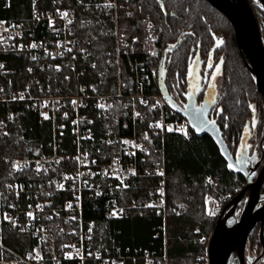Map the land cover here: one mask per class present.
I'll use <instances>...</instances> for the list:
<instances>
[{
  "label": "trees",
  "instance_id": "16d2710c",
  "mask_svg": "<svg viewBox=\"0 0 264 264\" xmlns=\"http://www.w3.org/2000/svg\"><path fill=\"white\" fill-rule=\"evenodd\" d=\"M163 5L162 9L159 0H0V19L25 22L27 26L35 29L36 37L39 38L47 28V22L44 20L37 23L35 10L39 13L57 8L72 11L76 18L72 26L80 41V48L75 51V60L78 68L87 66V72L79 75L77 80L89 85L95 83L98 90L110 93H116L119 89L118 68L116 65H110L104 75L100 68L103 69L106 65L104 61L107 54H112L110 50L113 49L115 35L111 32L115 29L117 20L120 34H125V39L129 41V46L121 49L120 75L131 82L134 72H131L130 64L136 59L145 61L151 69L150 88L153 92L161 93L158 67L164 47L180 39V44L167 54L165 65L166 86L176 100L188 89V71L194 57L198 54L203 58L208 57L217 40H220L222 43L216 49H220L219 60H224L221 53L225 40L227 56L218 105L223 110L220 121L223 136L231 151H235L253 114L252 105L258 107L262 113L264 108L261 105L263 97L256 90L255 81L238 49L234 28L229 19L208 0H163ZM90 18L93 20L89 21ZM80 19L83 21H79ZM148 21L152 22L151 27H148ZM83 47L91 48L94 54L84 57ZM151 50H156V53L149 57ZM96 55L102 67L92 68L90 63ZM0 57L6 59L10 72L5 80L8 81L10 77L14 89L25 88L31 84L35 93L39 90V85L46 91L49 83L59 86L64 90L62 92H69L66 87L76 89L75 81L68 85L64 78V75L72 70L70 62L74 57L68 56L57 79L50 77L53 68L39 69V63L31 60L27 53L1 54ZM29 64L33 66L31 69L27 68ZM167 108L171 110L169 106ZM10 109L14 111L12 120L7 119ZM68 109L73 117L75 110L70 107ZM82 111L89 118H93L89 125L98 133L104 134L109 129L116 133L122 131L123 117L118 114L120 122L117 123L113 116H100L91 99L88 100L87 108ZM171 117L183 118L177 113ZM0 120L4 122V126L0 127V240L11 249L24 252L34 246V239L28 234L14 231L9 224L1 220L5 207L1 198L2 190L10 179V166L6 158L25 154L31 147L37 152L49 153L53 150L55 134L62 136L64 148L73 150V134L67 127L61 135V131L55 129L51 121H41L39 112L25 101L9 106L0 105ZM108 121L110 125L106 123ZM156 144L157 147L161 145L164 148L168 172L166 241L163 216L153 210L135 209L128 217L111 219L96 208L94 198L86 197L85 217L88 220H96L98 244L129 249L131 253L141 250V255L145 251L161 255L164 253L166 242L169 264H194L200 255L207 253L208 241L217 217L207 212L208 193H224L232 198L244 186L246 180L242 174L228 168L219 147L209 135L198 136L192 128L189 135L168 132L165 142ZM154 162L155 160L149 157L146 167L153 169ZM68 168L69 165L64 167ZM208 175L218 180L221 191L212 192L205 184ZM18 178L25 177L20 175ZM155 180V177L140 178L138 187L131 189L127 199L130 202H144L150 196L145 185L152 184ZM2 255L10 256L8 252H3L0 246V257ZM63 264H75V261L68 260ZM140 264H143V260H140ZM154 264H162L159 257H156Z\"/></svg>",
  "mask_w": 264,
  "mask_h": 264
},
{
  "label": "built area",
  "instance_id": "2783aa9c",
  "mask_svg": "<svg viewBox=\"0 0 264 264\" xmlns=\"http://www.w3.org/2000/svg\"><path fill=\"white\" fill-rule=\"evenodd\" d=\"M35 11L37 23L47 22V28L39 38L35 29L25 22L0 19V55L27 53L31 60L39 63V69L54 67L59 71L71 47L76 46L72 31L75 16L64 8L41 13ZM112 33L117 39L116 29ZM118 42L120 69L121 49H126L129 41L123 34ZM93 65H96L95 60ZM130 65L131 72H134L132 81L120 76L121 84L116 93L102 92L95 83H79L77 79L87 72V66L78 68L75 60L71 61L72 70L64 78L68 85L75 81L76 89L66 87L69 92H62L64 90L59 86L49 83L46 91L39 85V90L33 93L31 84L25 88H12L11 78L9 82L5 80L10 69L6 66V59L0 57V105L28 102L39 112L41 121H51L61 135L69 127L74 145L73 150L64 148L62 136L55 134L53 150L49 153L37 152L31 147L25 154L6 158L10 179L2 190L5 207L1 220L14 231L30 235L35 244L18 252L0 240L2 251L10 255H2L0 264H63L68 260L75 261V264H140V260L143 264H154L156 257L160 263L169 264L166 242L161 255L149 251L141 255V250L131 253L129 249L98 244L96 220L85 217L86 197L94 198L96 208L111 219L128 217L135 209L153 210L163 216L165 241L167 239L168 172L164 148L157 147L156 143H164L168 132L189 135L191 127L184 117L172 118L175 112L167 108L162 94L151 91L149 65L139 59ZM32 67L27 65L28 69ZM105 72L102 71V75ZM59 75L60 71L50 73L55 79ZM116 97L117 104L112 102ZM89 99L100 116H113L118 123V114L121 115L122 131L116 133L109 129L100 134L89 125L93 118L82 111L87 108ZM68 107L75 110L73 117ZM111 108L115 109L113 114L109 111ZM13 116L14 111L8 110L7 119L12 120ZM106 123L110 125L109 121ZM149 157L155 160L153 169L146 167ZM66 165L70 168L64 169ZM20 175L25 178H18ZM143 177L156 178L154 183L145 185L149 198L144 202H130L127 196L131 189L138 187L137 183ZM205 184L218 192L219 182L214 176H206ZM219 196L223 200L230 198L224 193ZM194 264H209L207 253L200 255Z\"/></svg>",
  "mask_w": 264,
  "mask_h": 264
},
{
  "label": "water",
  "instance_id": "95a60500",
  "mask_svg": "<svg viewBox=\"0 0 264 264\" xmlns=\"http://www.w3.org/2000/svg\"><path fill=\"white\" fill-rule=\"evenodd\" d=\"M216 9L221 11L231 22L236 43L244 63L250 71L256 85V90L264 100V37L252 10L249 0H208ZM180 44V39L164 47L158 67V83L162 96L167 105L176 113L189 121L190 126L198 136L209 135L219 147L221 155L232 167L233 172L242 174L246 178L244 186L234 195L222 211L217 215L215 225L208 241L207 255L209 264H246L245 246L250 232L258 222L264 224V198L261 193L264 184V164L258 168L264 159L262 157L255 165V157H247V140L249 138V125L243 131L241 146L236 155L226 142L221 127L215 122L211 123L210 110L216 100L215 86L209 87L203 103V115L196 108L197 91L199 87V74L197 61L189 67L187 102L184 106L178 104L169 92L165 82V65L167 54ZM174 46V47H173ZM191 71L192 75L189 76ZM163 72V75H161ZM215 80L211 82L214 84ZM194 92V93H193ZM187 105V107H186ZM256 110H254V113ZM247 128V131H246ZM199 129V131H197ZM258 171V173H257ZM255 173V174H254ZM257 173V175H256ZM256 177V179L254 178ZM244 203L238 215L239 206ZM263 241V240H262Z\"/></svg>",
  "mask_w": 264,
  "mask_h": 264
},
{
  "label": "flooded vegetation",
  "instance_id": "af4514ba",
  "mask_svg": "<svg viewBox=\"0 0 264 264\" xmlns=\"http://www.w3.org/2000/svg\"><path fill=\"white\" fill-rule=\"evenodd\" d=\"M249 2L255 14V17L257 19V22H258V25L261 31V35L264 37V0H249ZM219 41L220 40H217L216 44L212 48L210 55L208 57L203 58L200 54H198L194 57L192 62L194 63L196 57L198 56V59H196L197 61H195L197 63V73L199 74V87L197 91L198 96L195 102L197 109L202 108L204 100H205L206 92L208 91L210 87L209 84L213 81L212 77H213V74L215 73L214 86H215V90L217 91V94H216V100L214 102V105L212 106L210 110V116L212 120L215 121L220 126V121L222 119V116L220 112L221 106L218 105V101H219V93H220V90L223 84L222 82L223 74L225 73L224 62L227 56V49H225V40H224V50L221 53V56L224 55V60L223 59L219 60L218 55L220 53L219 51L220 49L217 50L218 49L217 46L220 44L218 43ZM209 64L212 65L211 68L208 67ZM217 66H219V71H217ZM223 69H224V72H223ZM187 94H188V89L184 93V95L182 94L184 97L183 96L179 97L178 100H176V98L174 99L178 102V104H180L181 106H184L188 99ZM252 106H253V109L255 108L254 110H256V106L255 105H252ZM263 108H264V100H263ZM254 110H253V116L248 122V125L250 128H249V138L247 140V145H248L247 157L250 158L254 156L255 157L254 165H255V163L259 159H261L262 152L264 151V131H262L263 124L261 123L263 119V113L260 110L254 113ZM224 113H225V109H224ZM253 122H254V126H253ZM256 139H257V143L255 144L254 140ZM241 145L242 144L240 141L239 147ZM238 148L235 151H232L235 155L237 153ZM263 164H264V159L262 160L258 168V171L261 169ZM254 178L256 179V177ZM261 193L263 194L262 197L264 198V184L262 186ZM230 199L231 198H229V200ZM225 205L222 207V209L225 207ZM243 205L244 203H242L239 206L238 215H240ZM245 257H246V264H264V224L262 225L261 221L256 224L255 228L250 232L248 236V240L245 246Z\"/></svg>",
  "mask_w": 264,
  "mask_h": 264
},
{
  "label": "rangeland",
  "instance_id": "374dc122",
  "mask_svg": "<svg viewBox=\"0 0 264 264\" xmlns=\"http://www.w3.org/2000/svg\"><path fill=\"white\" fill-rule=\"evenodd\" d=\"M72 12V11H71ZM75 21H76V18H75ZM74 21V22H75ZM79 21H83V19H80ZM148 23V27H151L152 26V22L151 21H148L147 22ZM115 29H116V34H117V39L115 38L114 39V41H115V43H114V46H113V49H111L110 51H111V55L110 54H107V58L105 59V63H106V65H104V68L102 69V68H100V72H102V71H107L108 70V68H109V66L110 65H113V67H115L114 65H116L117 66V68H118V77H119V84H121L120 83V69H119V64H118V62H117V60H118V50L117 49H119V42H118V39L121 41L122 40V35L123 34H120V31H119V26H118V20H117V24L115 25ZM72 31H73V35H74V38H75V43H76V46L75 47H71V50H69V52L67 53V55L65 56V59H68V56H71V57H74V60H75V57H77V55H76V50L78 49V48H80V45H79V43H80V41H79V37L76 35V30H75V28L72 26ZM111 35V34H110ZM120 37V38H119ZM91 48H89V49H86L85 47H83V49H82V53H83V56L84 57H91L94 53H92V52H88L89 50H90ZM71 55H70V54ZM153 53H156V50H151L150 52H149V54H148V56L150 57L151 55H153ZM91 55V56H90ZM94 60L96 61V65H93V62H94ZM75 62H76V60H75ZM71 63V62H70ZM102 63V62H101ZM77 64V63H76ZM104 64V63H103ZM90 66H92V68H98V67H102V64H100V62H99V60H98V55H96V58H93V61H91V63H90ZM56 67H59V69H60V66H57L56 65ZM71 67V66H70ZM53 68V71H52V73H58L59 71L61 72V70L63 69V66H62V69L61 70H56L54 67H52ZM122 77V76H121ZM113 99H115V101H112L113 103H115V102H117L118 103V97H116V98H113ZM117 103H115V104H117ZM261 105H263V99H262V101H261ZM255 109V108H254ZM258 107H256V111L258 112ZM110 113L111 114H113L114 113V111H115V109L113 110V108H111L110 110ZM253 116V114L251 115V117ZM251 117H250V119H251ZM3 125H4V122H1ZM261 123L263 124L262 125V131H264V113H263V119H262V121H261ZM3 127V126H2ZM6 132V131H5ZM255 141V144L257 143V139L256 140H254ZM33 148V147H32ZM34 150H36V149H34ZM219 190L221 191V189H220V187H219ZM211 191L212 192H214L215 190H213V189H211ZM216 192V191H215ZM218 194L217 193H208V195H207V197H206V203H207V212L209 213V214H211V215H218L220 212H221V209H222V207L226 204V203H228V201H229V199H222L219 195L217 196ZM225 195H227V194H225ZM227 196H230V195H227ZM230 198H231V196H230Z\"/></svg>",
  "mask_w": 264,
  "mask_h": 264
},
{
  "label": "snow or ice",
  "instance_id": "6c2138e0",
  "mask_svg": "<svg viewBox=\"0 0 264 264\" xmlns=\"http://www.w3.org/2000/svg\"><path fill=\"white\" fill-rule=\"evenodd\" d=\"M159 2L161 3V8L163 9V7H164V5H163V0H159ZM64 15L66 16L67 15V13H64ZM218 43H222V41H219ZM174 47V46H173ZM208 67L209 68H211L212 67V65L211 64H209L208 65ZM217 71H219V66H217ZM161 75H163V72H161ZM192 75V73H191V71L189 72V76H191ZM213 80H214V78H215V73L213 74ZM209 86L210 87H213L214 88V84H209ZM188 95H189V98H191V96H192V93H188ZM75 103V102H74ZM186 107H187V105H186ZM254 110V109H253ZM200 112H201V115H203V108H201L200 110H199ZM223 110L222 109H220V112H222ZM211 123H215V121H211ZM158 127L160 126V125H157ZM253 126H254V122H253ZM169 131H171V129H169ZM197 131H199V129H197ZM246 131H247V128H246ZM243 139V138H242ZM229 167H232V165L231 164H229L228 165Z\"/></svg>",
  "mask_w": 264,
  "mask_h": 264
},
{
  "label": "crops",
  "instance_id": "0c3cea01",
  "mask_svg": "<svg viewBox=\"0 0 264 264\" xmlns=\"http://www.w3.org/2000/svg\"><path fill=\"white\" fill-rule=\"evenodd\" d=\"M0 127H1V122H0Z\"/></svg>",
  "mask_w": 264,
  "mask_h": 264
},
{
  "label": "bare ground",
  "instance_id": "6f19581e",
  "mask_svg": "<svg viewBox=\"0 0 264 264\" xmlns=\"http://www.w3.org/2000/svg\"><path fill=\"white\" fill-rule=\"evenodd\" d=\"M185 137V136H184Z\"/></svg>",
  "mask_w": 264,
  "mask_h": 264
}]
</instances>
